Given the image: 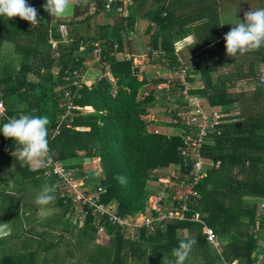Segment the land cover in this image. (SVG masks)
Instances as JSON below:
<instances>
[{"label":"trees","instance_id":"16d2710c","mask_svg":"<svg viewBox=\"0 0 264 264\" xmlns=\"http://www.w3.org/2000/svg\"><path fill=\"white\" fill-rule=\"evenodd\" d=\"M125 1L108 5V0H87V4L78 0L74 20H57L45 11L46 0H27L40 17L33 26L19 17L0 16V100L6 115L0 126L8 117L47 116L51 155L63 164L78 160L64 164L76 181L87 179L85 158L97 159L101 173L92 189L84 186L86 193L94 195L100 188V202L112 205L118 215L145 214L150 197L160 196L164 189H151L152 182L162 184L158 172L174 171L176 183L182 185L192 178L183 163L188 158L182 154L188 149L184 133L192 128L180 122L158 123L147 116L148 112L156 116L167 105L163 89L169 73L185 69L195 84L190 92L193 98L202 100L206 111L221 110L226 116L201 148L203 158L221 162L220 168L209 167L207 177L195 188L198 197L180 199L186 201L189 215L199 214L222 239H232L223 242L218 252L209 245L203 225L167 220L166 230L150 234L142 229L132 241L88 204L80 206L83 226L71 229L68 216L77 214L78 204L58 195L63 181L45 175L44 160L43 167L32 170L18 158L16 142L0 132V223L11 228L10 235L0 238V264H68L72 259L77 264H164V257L174 259L172 249L181 239L196 241L189 258H200L204 264H252L261 250L258 234L264 238V72L260 68L264 47L235 58L227 55L224 36L236 24L221 22L218 0H131L129 15L121 17L117 11ZM93 3L96 11L90 14ZM99 15L105 22L97 21ZM139 20L149 21L145 54L161 53L149 62L151 69L159 65L166 69L161 81L150 80L135 64L131 45L124 39ZM61 26L66 27V40ZM95 43L104 47L105 69L94 60ZM4 44L14 46L16 60H1ZM118 53L123 56L117 59ZM91 64H98L102 74L88 75ZM107 67L114 81L104 75ZM71 70L86 73L90 82L85 78L78 91L64 87L65 74ZM159 83L163 89H158ZM240 84L253 88L236 93ZM170 88L172 95H178L176 80ZM71 91L79 94L75 104L81 112L70 128L65 121L53 137L60 123V105ZM155 124L168 127L172 135L148 131ZM9 173L16 179L9 177L12 184L5 187ZM46 184L57 185L50 207L60 208L43 222L51 231L38 230L27 215L37 211L36 200L26 198L28 192L41 191ZM99 225L109 236L107 243L98 242ZM183 231L190 236L183 237Z\"/></svg>","mask_w":264,"mask_h":264},{"label":"built area","instance_id":"2783aa9c","mask_svg":"<svg viewBox=\"0 0 264 264\" xmlns=\"http://www.w3.org/2000/svg\"><path fill=\"white\" fill-rule=\"evenodd\" d=\"M113 1L114 0H108V5ZM131 4V0H126L124 6L119 8L117 12L123 16H128L127 8ZM60 30L62 34L64 32L67 34L65 26H61ZM135 35L136 29L131 31V33L125 36L124 39L130 41ZM64 38L66 40L67 36ZM51 43L56 45L54 41H51ZM83 50L84 48L82 47L81 51ZM103 51V46L98 43L94 44V60L95 62L100 63V66L105 69L106 62H104ZM149 51L150 50L148 49V52ZM160 54V52H153L152 55L144 54L143 59L150 61L152 56L158 57ZM158 69L166 70L162 65H159ZM177 70L173 73H169L167 76L168 79L165 80L166 84L164 89L163 85L159 84V88H162L167 95V105L163 108L160 107V110L156 112L162 113L166 118V121L171 124L180 122L185 126L192 128L191 131H185V133L182 131V133L185 134V147H188V149L185 148L182 152V154L188 158V160H184L183 163L185 169L192 175V178L187 184L182 185L176 183V173L172 171L168 176V182H170V184H165L160 180L164 186L163 192H161L162 194L160 196L153 195L150 197L147 213L138 214L136 216H121L116 214V209H114L112 205L106 206L100 202V194L103 192L100 188L99 190L101 192L98 191L94 195L87 194L84 190V183L82 181H76L74 178V172L67 170L62 162L54 160L52 155L50 160H44L43 166L47 168L45 175L47 177L57 176L63 181L61 184L63 185V189L61 190L59 188L57 193L61 198H64L65 200L71 199L78 204L76 210L77 214L75 215L77 219L78 217L84 219V215H82L83 211L80 212V206L81 204H88L93 208L94 214L99 217H105L111 226L122 229L127 238L132 241L137 240V235L142 229L148 230L150 234H154L157 229L166 230L168 225L167 220L189 221L203 225L209 245L220 252L222 246L221 237L214 231V229L206 224V221L201 218L199 214L194 212L189 215L188 205L186 201L180 199V197L183 196L185 199H188L191 195L198 197V191L195 188L201 180L207 177L209 173L208 171L210 170L209 167L220 168L221 162L215 163L203 158L201 155V148L207 142L208 134L214 131L215 127L221 123V119L226 115L216 110L206 111L203 107V101L200 99L195 100L191 95L190 92L195 87V84H192L188 80L185 69ZM170 74H172V76H170ZM105 76L113 79L110 71L107 72ZM85 78L86 73L81 74L78 70L68 71L65 74L66 85L64 87H77L78 91L83 88ZM173 80L177 81L178 95L176 96L172 95V89L170 88ZM78 95L77 92L72 91L65 94V101L60 105V108L62 109L59 117L60 123L55 129L53 137L60 134L61 127L65 121H67V128H70L77 112H81L80 107L75 104V98ZM4 117H6L5 106L3 101L0 100V120ZM78 130H84V128H78ZM189 168H191L190 171ZM99 230H102V225H99ZM260 247L264 251V239L260 242ZM262 256H260V258H258L253 264H264V257Z\"/></svg>","mask_w":264,"mask_h":264},{"label":"clouds","instance_id":"9594fccd","mask_svg":"<svg viewBox=\"0 0 264 264\" xmlns=\"http://www.w3.org/2000/svg\"><path fill=\"white\" fill-rule=\"evenodd\" d=\"M82 3L87 4V0H82ZM77 6L78 0H46L43 5L45 11L57 20L71 16ZM0 16L7 19L19 17L30 22L32 26L39 23L40 18L37 9L30 6L27 0H0ZM224 40L226 53L232 58L243 56L264 47V8L251 9L245 12L244 22L239 20V23L225 34ZM49 123L47 116L24 114L18 118L8 117L7 122L0 126V132L5 138L16 142L15 152L18 153V158L25 164H30L33 160L51 159L48 140ZM118 179L123 180L122 177H118ZM56 188L57 185L55 184H46L36 197V203L40 206V215L45 218L53 213V208L49 206L55 201ZM10 234V224L0 223V238ZM195 244L194 239L179 240L178 246L172 249L174 259L169 260L164 257V264H186Z\"/></svg>","mask_w":264,"mask_h":264},{"label":"rangeland","instance_id":"374dc122","mask_svg":"<svg viewBox=\"0 0 264 264\" xmlns=\"http://www.w3.org/2000/svg\"><path fill=\"white\" fill-rule=\"evenodd\" d=\"M232 5V4H231ZM258 8H264V5H262V6H259ZM95 11H96V5H95V3H93L92 5H91V11H90V14H94L95 13ZM240 14L237 12V9L236 8H230L229 9V11L227 12V13H225V15H224V17H223V20H225V21H228V20H235V21H238L239 19H240ZM244 17V16H243ZM97 21L99 22V23H101V22H105L104 21V17H103V15H99L97 18ZM71 20H74V18H72ZM144 25H142V30H144V27H143ZM81 28H83V26L81 27ZM138 28H139V26H138ZM64 37H66L67 36V34L64 32L63 34H62ZM137 35V34H136ZM135 35V36H136ZM140 36H137L136 37V39L134 40V46H135V48H136V51H137V53L138 54H140V53H142V52H144L145 51V49H144V47H145V45H144V47L142 46L143 44V42L141 43V41H142V36L144 35L143 33H141V34H139ZM3 53L1 54V60H9V58H8V56H10V57H12L13 58V60H16L17 59V56L16 55H14V53H13V49H14V46L13 45H11V44H4L3 45ZM126 50H128L127 48H125ZM120 57H122L121 55H119V58ZM138 58V57H137ZM139 60H142L143 61V59H140V58H138ZM144 61H148V60H144ZM143 61V62H144ZM97 68H99L100 69V67H97ZM264 66H262V69L261 70H263L264 71ZM162 70H164V69H162ZM162 70H159L158 68L157 69H151V68H149V69H147V75L149 76V78H162L165 74H166V72H163ZM165 71V70H164ZM165 73V74H164ZM164 74V75H163ZM170 76H172V74H170ZM151 80H154V79H151ZM196 86H198V84H196ZM253 87H249V86H247V84H240L239 86H237L236 88H235V92L236 93H238V92H246V93H248V92H250L251 91V89H252ZM207 109V111H210V109H208V108H206ZM160 110V109H159ZM237 111H234V113L233 114H235ZM147 116H149V117H151L152 119H155V120H158V119H162L163 117V114L162 113H160V112H158L157 114H156V116L153 114V116L151 115V114H149V112L147 113ZM155 126H158V127H155ZM148 131H151V132H153V131H157V132H161V133H166V134H168V135H172V130H170L168 127H167V129L165 128V126H162V125H160L159 126V124L158 125H154V126H152V125H150V127L148 128ZM81 155H83L84 153L83 152H81L80 153ZM40 164H43V161H38ZM78 162V160L77 159H72V160H66V161H64V164L65 165H70V164H74V163H77ZM85 168H89V167H91V164L90 163H88V164H86V166H84ZM92 167L94 168V170L95 171H97V173L98 174H100L101 173V168H100V166H99V163L97 162V159H94L93 160V164H92ZM92 170V169H91ZM91 170H89V173H90V171ZM88 173V174H89ZM170 175V172H166V171H162V172H158V174H157V176H159V178H160V180L162 181V182H164L165 184L166 183H168V184H170V182H168L169 180H168V176ZM11 179H16V177L14 176V177H11V173H9V176H6V178L4 179V184H5V187H8V186H10V184H12V182H11V180H10V178ZM97 174H95L94 176L92 175L91 177H89V176H87V179H83V178H81V177H78L79 179H81V180H84V184H85V187L87 188H91L92 189V187L98 182V179H97ZM48 178H52V177H48ZM2 180V179H1ZM59 187H60V189L62 190L63 189V185H59ZM163 187V184H160V183H157V182H152V186H151V189L153 190V188H156V190L158 191V189H159V192H160V188H162ZM87 188V189H88ZM39 192H40V190H35V189H32V190H30V192H28V194H27V196H26V198H28V199H32V200H36V197H37V194H39ZM264 203V202H263ZM36 208H37V211L36 212H34L33 214H30L29 216H30V218H31V220L32 221H34L35 223H36V227H37V229L38 230H46V229H48V226L47 225H45L43 222H44V220L45 219H50V218H52L51 216L52 215H49L47 218H45V217H43V216H41L40 215V206H38V205H36ZM54 212H60V208H58L56 205H55V207L53 208V213ZM69 218H68V220L70 221L69 223L72 225V228L71 229H74V228H76V226L78 227V228H80L81 226H83V223H84V219L83 218H79L78 217V219H77V217L76 216H68ZM41 223H43V224H41ZM190 232L189 231H183L182 232V236L183 237H188V236H190ZM70 236H72V234H70ZM98 236H99V239H98V242H101V243H107L108 242V240H109V236L107 235V233H106V230H105V228L103 227V225H102V230H99V232H98ZM227 240H231L232 239V237H228V238H226ZM191 256V255H190ZM187 263L188 264H204V261L202 260V259H200V258H197V257H194V258H192V257H190L188 260H187ZM68 264H77L76 263V260H69L68 261Z\"/></svg>","mask_w":264,"mask_h":264},{"label":"crops","instance_id":"0c3cea01","mask_svg":"<svg viewBox=\"0 0 264 264\" xmlns=\"http://www.w3.org/2000/svg\"><path fill=\"white\" fill-rule=\"evenodd\" d=\"M219 1V10H220V20H221V22L223 23V24H237V23H239V20L240 21H242V22H244V14H245V12H247V11H250L251 9L252 10H256V9H258V7L259 6H262V5H264V0H218ZM232 4V5H231ZM236 8L237 9V12L240 14V19L238 20V21H235V20H228V21H225V20H223V17H224V15H225V13H227L228 11H229V9L230 8ZM127 12H128V15H129V13H130V9L129 8H127ZM118 13V12H117ZM121 17H127V16H123L122 14H120V13H118ZM142 25H144L143 27H144V30H142ZM138 26H139V28H138ZM149 27V21H146V20H139L138 22H137V26H136V36H134L133 38H131V40L130 41H128L129 43H130V45H131V50H133V54H132V56L134 57V61H135V64L137 65V66H139V68L140 69H142V70H144V71H146L147 72V69L148 68H150V66H151V64H149V62L151 61H144V59H143V55L145 54V51L144 52H142V53H140V54H138L137 53V51H136V48H135V46H134V40L136 39V37L137 36H140L139 34H141V33H143L144 35L142 36V41H141V43L143 44L142 46L144 47V45H145V47H144V49L146 50V47H147V44H146V41H147V37H146V30H147V28ZM119 55H121V56H123V54L122 53H118V55L116 54V58L118 59L119 58ZM140 58V59H143V61L142 60H139L138 58ZM8 58H9V60H13V58L12 57H10V56H8ZM115 58V57H114ZM97 67H100V66H98V64H91V65H89V68H88V71L86 72V73H88V75H89V73H94V74H102V71H101V69L99 70V68H97ZM158 67H156V66H153V68L152 69H157ZM261 69H262V66L260 67ZM264 69V68H263ZM101 71V72H100ZM110 71V69H109V67H107V72H109ZM163 72H165L164 70H162ZM263 71V70H262ZM264 72V71H263ZM107 74V73H106ZM165 74V73H164ZM88 75H87V77H86V81L88 80ZM105 75V74H104ZM102 76V75H101ZM100 76V77H101ZM151 79H157V78H150V80ZM160 81L162 80V78L160 77V78H158ZM113 81H114V78L112 79ZM92 81V80H91ZM88 82H90V80H88ZM159 84H161V83H159ZM159 84H158V89H160L159 88ZM219 111H221V110H219ZM158 121V123H163V124H165L167 121H166V119L165 118H162V119H158L157 120ZM152 126H154V125H152ZM150 127V126H149ZM148 127V128H149ZM155 127H158V126H155ZM165 128L167 129V127L165 126ZM151 132V131H150ZM89 163H91V167H89V168H84V169H87V170H93V171H95L94 170V168L92 167V164H93V160H91V162H89ZM74 164H76V163H74ZM7 166H9V165H7ZM42 166V164H40L39 162H38V160H33L31 163H30V167L32 168V170H35V169H39L40 167ZM100 166V165H99ZM9 168V167H8ZM7 168V171H9V169ZM166 172H172V171H166ZM97 175H99L98 173H96ZM50 206H53V204H51ZM49 206V207H50ZM34 212H29V213H27V215L29 216L30 214H33ZM58 212H54V213H52L51 215H52V217L55 215V214H57ZM47 218V217H46ZM33 224H35V222L34 221H32V220H30ZM44 221H46V219L44 220ZM60 228H61V226H59ZM59 228V229H60ZM50 229H52V228H48V229H46L47 231H51ZM57 230V229H56ZM56 232V231H55ZM259 235V239H258V243H259V247H260V242L264 239H261V237H260V235L261 234H258ZM258 237V236H257ZM225 240V241H224ZM221 241H222V243L224 242H228V240L225 238V239H222L221 238ZM260 249H261V247H260ZM263 255V256H262ZM260 256H262V257H264V251H263V249H261L260 251H258L257 252V254H256V259L252 262V264L253 263H255L257 260H258V258H260Z\"/></svg>","mask_w":264,"mask_h":264},{"label":"water","instance_id":"95a60500","mask_svg":"<svg viewBox=\"0 0 264 264\" xmlns=\"http://www.w3.org/2000/svg\"><path fill=\"white\" fill-rule=\"evenodd\" d=\"M75 15H76V7L74 8L73 14L71 16H67L63 19L71 20L72 18H75ZM114 60H115V58L112 57V61H114ZM89 162H91V158H85L84 163L87 164ZM93 174H94V171L91 170L90 173L88 174V176L91 177ZM173 179H175V178H173Z\"/></svg>","mask_w":264,"mask_h":264}]
</instances>
